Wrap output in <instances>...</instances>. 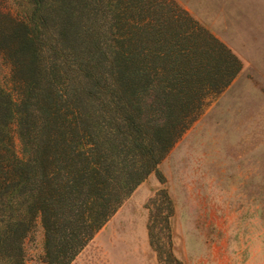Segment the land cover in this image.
<instances>
[{"label": "trees", "instance_id": "obj_1", "mask_svg": "<svg viewBox=\"0 0 264 264\" xmlns=\"http://www.w3.org/2000/svg\"><path fill=\"white\" fill-rule=\"evenodd\" d=\"M164 6L0 0V264H28L36 222L44 264H71L241 71Z\"/></svg>", "mask_w": 264, "mask_h": 264}, {"label": "rangeland", "instance_id": "obj_2", "mask_svg": "<svg viewBox=\"0 0 264 264\" xmlns=\"http://www.w3.org/2000/svg\"><path fill=\"white\" fill-rule=\"evenodd\" d=\"M162 2L166 15L179 8L206 28L242 69L71 264H264V0ZM8 74L0 63V82ZM43 244L36 222L28 264H44Z\"/></svg>", "mask_w": 264, "mask_h": 264}]
</instances>
